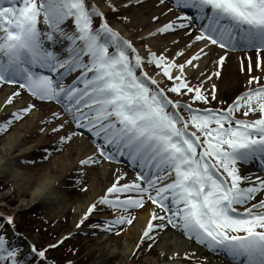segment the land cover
<instances>
[{
	"label": "snow or ice",
	"instance_id": "1",
	"mask_svg": "<svg viewBox=\"0 0 264 264\" xmlns=\"http://www.w3.org/2000/svg\"><path fill=\"white\" fill-rule=\"evenodd\" d=\"M104 3L119 10L113 0ZM141 3L126 0L123 8ZM158 3L171 16L148 37L182 30L188 41L178 51L145 44L142 52L95 0H0V86H15L0 111L23 101L0 120V135L40 113L38 131L53 138L41 150L42 169L21 158L8 171L34 181V195L42 196L58 183L48 174L57 167L54 154L87 139L91 149L76 161L73 186L85 193L89 170L111 172L66 234L40 249L16 246L5 231L6 224L20 236L14 217L0 214V264H55L49 250L81 235L119 237L141 212L147 219L129 260L156 251L162 264H208L194 250H168L178 234L228 264H264V176L240 169L255 161L264 172V0ZM234 53L243 54L239 91L229 65ZM227 92L234 94L225 99ZM11 143L6 137L5 146ZM125 162L131 175L119 167ZM25 165L30 170L19 172Z\"/></svg>",
	"mask_w": 264,
	"mask_h": 264
},
{
	"label": "bare ground",
	"instance_id": "2",
	"mask_svg": "<svg viewBox=\"0 0 264 264\" xmlns=\"http://www.w3.org/2000/svg\"><path fill=\"white\" fill-rule=\"evenodd\" d=\"M95 2L104 13L108 10V8L105 6L104 0H95ZM113 2L119 6V10L122 12L123 16H127L129 19L126 21V23H124L121 19H117L113 22L112 26L117 28L122 35L132 39L133 42H138L140 36L146 37L143 43H140L136 46L142 52L143 46L145 44L152 47L154 51L159 52L164 47H168L174 52L183 48L185 43L188 41V37L184 35L182 30L158 35L155 37H148L149 31H154L155 28L160 24L167 22V18L171 16L170 13L166 12L164 6L158 3V0H142L141 4H129L126 9L123 8V4L126 2V0H113ZM162 11L165 12V15H161ZM153 15L159 16V21H153ZM173 40H176L177 43L173 44ZM214 51L218 50L214 49ZM241 55L243 54H230L229 60L230 69L233 74V84L235 85L236 91L242 90L240 89L239 85L243 83L244 79V77L238 73V57ZM203 66L204 62L201 63V67ZM157 79L161 78L157 77ZM1 87L2 86H0V104H3V101L6 99L7 95H9L15 87L6 89L4 88L3 90ZM233 94L234 92H227L224 94V98L232 96ZM29 99V96H24V101ZM17 106H23V101H21L19 105H13L12 107L8 108L7 111H0V120H2L8 112L14 110V108ZM51 107L58 108V106L55 105H51ZM40 117V113H34L32 116L26 117L25 120L18 122L14 129H9L8 133L0 135V176H10L13 186L17 187L19 191L23 193H30L29 198L21 200L15 209L19 210L27 208L32 206L34 202L40 201L44 202L45 204H49L52 215L60 218H69L72 222L74 216L79 215L80 211L86 206L87 203L95 199L98 195L102 194L103 190L110 182V168L109 166H105L102 168L89 170L87 174L89 177V180H87L88 191L81 194V197L78 199V201L72 203L70 200V194L68 193L69 190L65 188L67 182H65L64 178L66 177L67 173H74V170L77 166L76 161L85 152L91 149V145L89 144L88 140L83 139L81 145L76 149L70 150L65 148V153L54 155L57 159V167L52 171V177H54L58 183L54 184L49 189V191L42 196H35L34 193L36 192V183L34 181L32 183L22 181L15 175V173L8 171L7 165L9 164V161L14 162L21 158L31 159L32 153L40 146L50 147L53 138L47 134H41L38 131L39 127H41L38 122ZM6 137H13L14 139V143H11L10 147L5 146ZM17 167L19 172H25L31 168L29 165ZM35 167L42 169L44 165L36 163ZM119 167L125 171H128L129 175L132 174L131 169L128 166L124 168V166L120 165ZM246 175H251L254 179L255 176L259 174H256L253 170H248ZM260 175L264 176V174ZM73 208L76 209L75 213L72 211ZM6 214L10 215L9 213ZM138 217V221L135 222L126 233H122L119 237H114L113 241H110V239L113 237L112 235L105 236L101 233L100 237L97 239L98 249L100 251H106L108 256L120 254L121 257L117 264H162V261L158 255H156L157 257H146L138 263H134V257L129 260L131 252L134 249L136 241L140 235V229L143 227L147 219L146 214L143 212L139 213ZM174 235L175 238H170L166 245L168 250H194L197 257H207L208 264H228L226 262H221L214 256H211L201 246L183 240L178 234ZM120 241H122V247L119 245ZM119 248L122 249L120 250ZM182 262L183 260H180L178 264H182Z\"/></svg>",
	"mask_w": 264,
	"mask_h": 264
},
{
	"label": "rangeland",
	"instance_id": "3",
	"mask_svg": "<svg viewBox=\"0 0 264 264\" xmlns=\"http://www.w3.org/2000/svg\"><path fill=\"white\" fill-rule=\"evenodd\" d=\"M122 16L123 14L120 10L113 12L108 9L105 12V18L110 25H113V22L117 19H120V17ZM123 22L126 23V21ZM98 23V19L95 20L94 27L98 26ZM144 41L145 40L139 39V41L134 42V44L135 46H137ZM166 83V81H162L161 87H165ZM7 86L8 85H3L2 90L4 88H7ZM229 97L230 96H228L227 98L225 97V99H228ZM196 106L205 107V105L203 104H198ZM208 106L213 108H224L227 105L220 104L218 102H212V104ZM249 118L255 117L250 116ZM45 147L47 146H40L37 150H35L32 153V158L30 160H35L37 161V163H39L40 158L43 154L41 150ZM56 154L59 153H55L54 155ZM240 169L244 170L245 168H242V165L240 164ZM67 174L64 178L65 182H67L65 188L69 190L68 193L71 197L70 200L72 201V203H74L78 201V199H80L81 194L83 193L78 191L77 188L73 186L74 173ZM87 180H89L88 176L84 178V183L88 185ZM29 196V192L23 193L19 191L17 187L12 185L10 176H0V214L7 215L6 213H9L14 217V223L23 228V231L18 232L20 233V236L16 237L13 235L11 226L5 224L6 235L7 238H9L16 246L20 247L23 251H25L28 239L33 241L37 248L38 246H41L42 248L47 243L54 241V239L59 237L61 234H66V232L71 228L72 225V222L69 218H60L52 215L50 212L51 209L49 208V204H45L44 202H34L32 206H29L27 208L19 210L15 209L21 200L28 199ZM0 222L3 221L0 220ZM98 237H100V234L94 237L84 235L78 236L74 240H68L63 247H60L55 251L49 250L46 255L49 258L50 254L53 257L52 259H56L60 264H64L65 258L71 255L70 250L75 248L76 251L78 250L80 252V260L77 263L73 262V264H117L120 260L121 255L116 254L113 256H108L106 251H100L97 247ZM114 237L116 236H113L110 241H113ZM119 245L120 247H122V241H120ZM156 255H158L156 251H151L146 254L140 255L139 259L134 257L133 261L134 263H138L146 257H155ZM57 257H61L62 259L59 260L57 259ZM183 264H191V262L183 260Z\"/></svg>",
	"mask_w": 264,
	"mask_h": 264
},
{
	"label": "clouds",
	"instance_id": "4",
	"mask_svg": "<svg viewBox=\"0 0 264 264\" xmlns=\"http://www.w3.org/2000/svg\"><path fill=\"white\" fill-rule=\"evenodd\" d=\"M50 176H52V171L51 170H49V173H48ZM54 178V177H53ZM55 179V178H54Z\"/></svg>",
	"mask_w": 264,
	"mask_h": 264
}]
</instances>
